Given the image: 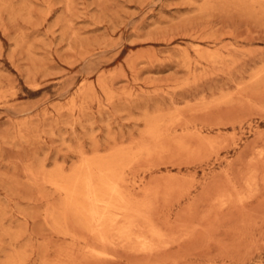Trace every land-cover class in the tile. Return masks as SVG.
I'll return each mask as SVG.
<instances>
[{
    "label": "rangeland",
    "instance_id": "1",
    "mask_svg": "<svg viewBox=\"0 0 264 264\" xmlns=\"http://www.w3.org/2000/svg\"><path fill=\"white\" fill-rule=\"evenodd\" d=\"M0 264H264V0H0Z\"/></svg>",
    "mask_w": 264,
    "mask_h": 264
},
{
    "label": "bare ground",
    "instance_id": "2",
    "mask_svg": "<svg viewBox=\"0 0 264 264\" xmlns=\"http://www.w3.org/2000/svg\"><path fill=\"white\" fill-rule=\"evenodd\" d=\"M101 168H103V167H101ZM85 173L86 174L80 180L81 184L78 183L79 185H81V193H80L81 196L80 197L83 198V200H84L83 202H85L87 207H88V209L87 210L85 209V212L84 211L83 212L86 214H89V219H91L92 222H94L98 227L103 228V226H105L107 224L112 225L114 223V219H115L114 217L118 218V217L124 216V214L128 208L127 203H126L127 200H125V198H124L125 196L123 195L124 193L121 192V189H120V179L118 177L117 170L116 169H114V170L99 169L97 171V178H98V184H99L98 186L99 187H97V185L93 183V176L91 174V171L87 170V172H85ZM78 182H79V180H78ZM73 184L75 185V183H73ZM77 189H79V188H77ZM69 193H71V195H73V194H75V191L72 189V191ZM77 194H79V193H77ZM76 196L75 197L73 196V198L75 199ZM82 205H83V203H82ZM80 211H82V210H80ZM111 212L115 213L114 217L112 216L114 219H112V217L109 216V215H111L110 214ZM81 214H83V213H81ZM130 227H129V229L126 227L127 231L125 230V228H123V231L125 230L128 233L130 230ZM125 231L123 233H126ZM120 232H121V230H119V234H122ZM98 234H99V232H98ZM130 235H131V233H130ZM122 237H124V234ZM126 237L127 236H125V239H126ZM130 237L131 236H129V238ZM102 238L103 237L101 236V239ZM141 248H143V247L141 246Z\"/></svg>",
    "mask_w": 264,
    "mask_h": 264
}]
</instances>
